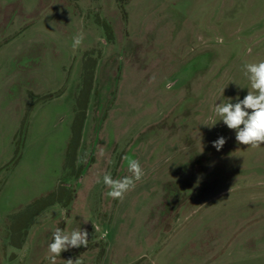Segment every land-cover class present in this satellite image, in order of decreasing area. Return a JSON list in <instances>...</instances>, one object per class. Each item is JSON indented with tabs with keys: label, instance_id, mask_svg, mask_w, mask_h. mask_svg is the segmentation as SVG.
<instances>
[{
	"label": "rangeland",
	"instance_id": "obj_1",
	"mask_svg": "<svg viewBox=\"0 0 264 264\" xmlns=\"http://www.w3.org/2000/svg\"><path fill=\"white\" fill-rule=\"evenodd\" d=\"M262 60L264 0H0V264H49L57 227L89 244L56 264H264V144L237 143L214 110L248 94L243 65ZM124 157L145 174L114 200L103 175H131ZM62 183L70 198L14 248L18 216Z\"/></svg>",
	"mask_w": 264,
	"mask_h": 264
},
{
	"label": "clouds",
	"instance_id": "obj_2",
	"mask_svg": "<svg viewBox=\"0 0 264 264\" xmlns=\"http://www.w3.org/2000/svg\"><path fill=\"white\" fill-rule=\"evenodd\" d=\"M83 40V32L74 36L73 50L79 48ZM242 70L250 82L248 94L242 100L237 97L235 103L232 102L231 98H228L226 102L216 104L214 110L220 118L218 121H222L229 129L235 130L237 143L259 148L264 144V60L258 63L245 64ZM216 122L211 126H214ZM225 142L226 139L221 136L213 142V147L219 151ZM103 151V148H101V155H103ZM124 159L128 160V172L131 175L120 179H113L111 173L103 175V184L109 189L106 195L114 200L122 201L126 193L134 189L136 183L145 174L139 160L129 159L128 157H124ZM97 182H100L99 178ZM84 222L87 223L88 220L85 219ZM88 236V232L81 228L69 232L57 227L52 233L53 239L48 245L49 254L45 259L48 260L49 264H56L57 257H60L62 252L81 246L87 248L89 244ZM66 264H82V261L78 257L75 260H66Z\"/></svg>",
	"mask_w": 264,
	"mask_h": 264
},
{
	"label": "trees",
	"instance_id": "obj_3",
	"mask_svg": "<svg viewBox=\"0 0 264 264\" xmlns=\"http://www.w3.org/2000/svg\"><path fill=\"white\" fill-rule=\"evenodd\" d=\"M97 66L96 61L89 60L85 64L83 74V86L81 93L78 97L76 106V120L72 129V140L67 149L65 171H69L70 174H74L76 167V160L78 158V151L81 147L83 139V131L85 123L88 117V109L90 104V94L94 86L95 72L94 69ZM67 187L64 183L60 187L36 201L34 204L29 206L24 212L18 216V227H12L11 231V245L16 249H22L26 242L27 233L31 225L32 220L38 215L42 214L49 207L63 203L65 199H68ZM64 257H70V254L66 251L61 253Z\"/></svg>",
	"mask_w": 264,
	"mask_h": 264
}]
</instances>
